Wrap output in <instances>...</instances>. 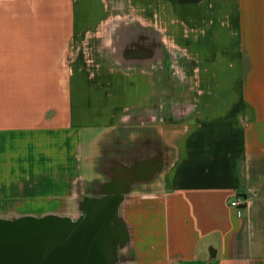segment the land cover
Returning a JSON list of instances; mask_svg holds the SVG:
<instances>
[{
	"label": "crops",
	"instance_id": "0c3cea01",
	"mask_svg": "<svg viewBox=\"0 0 264 264\" xmlns=\"http://www.w3.org/2000/svg\"><path fill=\"white\" fill-rule=\"evenodd\" d=\"M127 1L0 0V206L117 193L135 264H264V0Z\"/></svg>",
	"mask_w": 264,
	"mask_h": 264
},
{
	"label": "water",
	"instance_id": "95a60500",
	"mask_svg": "<svg viewBox=\"0 0 264 264\" xmlns=\"http://www.w3.org/2000/svg\"><path fill=\"white\" fill-rule=\"evenodd\" d=\"M121 200L117 193L90 198L77 218L0 217V264H117Z\"/></svg>",
	"mask_w": 264,
	"mask_h": 264
},
{
	"label": "rangeland",
	"instance_id": "374dc122",
	"mask_svg": "<svg viewBox=\"0 0 264 264\" xmlns=\"http://www.w3.org/2000/svg\"><path fill=\"white\" fill-rule=\"evenodd\" d=\"M129 2L127 0H120V7L117 10L121 11L122 14H129ZM95 5V2H94ZM120 26H122L120 28ZM125 25L120 24L117 28L118 30H125ZM137 78L139 76L137 75ZM157 137L155 136L153 138V141L156 143ZM0 211L6 212V211H13L14 213L11 214H2L1 218H18L24 215H31L35 217H40L48 214H55V215H61V216H67L70 215L73 218H77L79 214L81 213L80 210H76V208H72L69 210H64V208L61 206L60 200H40V201H33V200H17L15 203H9L3 207L0 206ZM21 213V214H19ZM130 248H127L124 252L121 250L120 252H117V264H135L132 262V253L130 251Z\"/></svg>",
	"mask_w": 264,
	"mask_h": 264
},
{
	"label": "built area",
	"instance_id": "2783aa9c",
	"mask_svg": "<svg viewBox=\"0 0 264 264\" xmlns=\"http://www.w3.org/2000/svg\"><path fill=\"white\" fill-rule=\"evenodd\" d=\"M240 204L239 202V199L236 197V198H233L231 201H230V205L233 206V207H236Z\"/></svg>",
	"mask_w": 264,
	"mask_h": 264
},
{
	"label": "flooded vegetation",
	"instance_id": "af4514ba",
	"mask_svg": "<svg viewBox=\"0 0 264 264\" xmlns=\"http://www.w3.org/2000/svg\"><path fill=\"white\" fill-rule=\"evenodd\" d=\"M101 197H102V195H101Z\"/></svg>",
	"mask_w": 264,
	"mask_h": 264
}]
</instances>
